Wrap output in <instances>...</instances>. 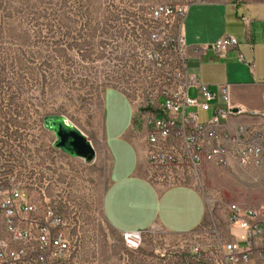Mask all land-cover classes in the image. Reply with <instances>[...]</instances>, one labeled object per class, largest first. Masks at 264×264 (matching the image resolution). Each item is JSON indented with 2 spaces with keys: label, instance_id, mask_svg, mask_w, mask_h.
<instances>
[{
  "label": "rangeland",
  "instance_id": "374dc122",
  "mask_svg": "<svg viewBox=\"0 0 264 264\" xmlns=\"http://www.w3.org/2000/svg\"><path fill=\"white\" fill-rule=\"evenodd\" d=\"M181 1L0 0V172L16 174L40 207L64 217L74 248L70 264H190L194 243L232 240L230 204L264 206V165L207 162L194 168L185 161L178 172L151 166L148 179L155 185L197 189L206 202V219L192 234L158 228L127 239L102 214L107 156L102 153L92 165L65 156L45 127L48 117L59 116L90 142L99 141L107 89L121 90L136 106L146 104L161 85L141 51L149 49V10ZM189 96L195 99L196 90ZM108 102L109 118L117 108L120 119L122 110L125 116L132 113L113 96ZM58 167L63 173L56 177ZM214 228L217 236L211 238L206 231Z\"/></svg>",
  "mask_w": 264,
  "mask_h": 264
},
{
  "label": "built area",
  "instance_id": "2783aa9c",
  "mask_svg": "<svg viewBox=\"0 0 264 264\" xmlns=\"http://www.w3.org/2000/svg\"><path fill=\"white\" fill-rule=\"evenodd\" d=\"M216 1L232 6L242 2ZM212 2L182 0L157 4L149 10V49L143 46L141 51L153 65L161 85L144 105L136 106L129 100L135 108L136 127L146 132L150 166L178 172L187 161L199 168V153L204 147H212V157L219 166L264 165V124L255 127L229 121L231 116L241 114L264 119V112L244 113L239 108L235 113L228 84L219 86L215 93L201 78L187 72L186 18L191 6ZM242 20L249 24L248 19ZM238 45L236 38L224 36L213 45V50L224 57ZM190 89L196 90L195 99L189 96ZM199 111L212 113L202 121ZM227 220V237H237V241H223L218 236L220 240L208 242L203 238L193 244L190 264H250L258 244L264 260V206L246 209L230 204ZM206 232L211 238L217 236L215 228ZM73 251L64 217L50 206L40 207L21 187L16 174L0 172V264H70Z\"/></svg>",
  "mask_w": 264,
  "mask_h": 264
},
{
  "label": "crops",
  "instance_id": "0c3cea01",
  "mask_svg": "<svg viewBox=\"0 0 264 264\" xmlns=\"http://www.w3.org/2000/svg\"><path fill=\"white\" fill-rule=\"evenodd\" d=\"M209 4L190 7L185 21V37L189 46L187 72L197 76L213 92L218 87L230 86L234 110L244 113L264 112V0H242L237 6L212 0ZM246 18L249 24L242 20ZM224 36L239 41L224 57H219L213 45ZM207 48L200 52L197 49ZM119 99L122 107L128 103L131 112L119 118L118 108L111 110L109 97ZM222 107L224 103L218 102ZM206 114L212 111H199ZM135 108L121 90L110 88L104 94L102 130L99 141H91L96 152L92 161L67 154L65 156L86 161L92 165L101 154L109 162L108 185L102 199L105 221L122 235L140 234L152 229H162L170 234H192L204 223L207 206L202 194L189 185L177 184L163 188L148 179L151 167L147 159L146 132L135 125ZM205 119V120H206ZM230 124L259 127L264 119L247 114L234 115ZM88 138V137H87ZM62 165V163H60ZM49 172L54 167L48 161ZM59 177L63 170L55 168ZM237 236V234H236ZM231 241H237V237ZM261 244L252 254L250 264H264L260 257Z\"/></svg>",
  "mask_w": 264,
  "mask_h": 264
},
{
  "label": "water",
  "instance_id": "95a60500",
  "mask_svg": "<svg viewBox=\"0 0 264 264\" xmlns=\"http://www.w3.org/2000/svg\"><path fill=\"white\" fill-rule=\"evenodd\" d=\"M234 112L237 113L238 110H234ZM45 127L55 133L57 148L69 155L81 157L88 161L95 158L96 152L87 137L78 129L66 125L61 117H48L45 121Z\"/></svg>",
  "mask_w": 264,
  "mask_h": 264
},
{
  "label": "bare ground",
  "instance_id": "6f19581e",
  "mask_svg": "<svg viewBox=\"0 0 264 264\" xmlns=\"http://www.w3.org/2000/svg\"><path fill=\"white\" fill-rule=\"evenodd\" d=\"M199 162H200V166L204 165L207 162L215 163L216 165H218V162H215V160L212 157V147H204L203 150L200 151Z\"/></svg>",
  "mask_w": 264,
  "mask_h": 264
}]
</instances>
